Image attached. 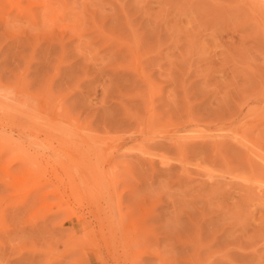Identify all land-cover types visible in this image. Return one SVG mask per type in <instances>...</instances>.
Instances as JSON below:
<instances>
[{"label": "rangeland", "instance_id": "1", "mask_svg": "<svg viewBox=\"0 0 264 264\" xmlns=\"http://www.w3.org/2000/svg\"><path fill=\"white\" fill-rule=\"evenodd\" d=\"M0 81V264H264V7L0 0Z\"/></svg>", "mask_w": 264, "mask_h": 264}, {"label": "bare ground", "instance_id": "2", "mask_svg": "<svg viewBox=\"0 0 264 264\" xmlns=\"http://www.w3.org/2000/svg\"><path fill=\"white\" fill-rule=\"evenodd\" d=\"M236 1H237V2H240V3H242V4H247V5H249V6H251V5H253V4H259L261 7H264V0H236ZM0 83H2V81H0ZM4 86H6V84H5ZM4 86H3V85H2V86L0 85V96H1V93H2L3 91H6V89H7L8 86H9V87H8L7 90H9V88H10V85H7L6 88H5ZM2 87H4V90H3ZM23 88H24V87H23ZM25 89H26V88H25ZM2 90H3V91H2ZM1 91H2V92H1ZM10 91H11V89H10ZM13 92H14V91H13ZM9 93H11V92H9ZM22 93H23V92H22ZM11 94L13 95V93H11ZM11 94H7V91H6V93L3 92L2 95H4V96H1V98H2V97H3V98H4V97L11 98V96H10V97L7 96V95H11ZM17 94H18V93H17ZM18 95H19V94H18ZM21 95H22V94H21ZM21 95H20V96H21ZM20 96H19V97H20ZM1 98H0V99H1ZM3 98H2V99H3ZM13 98H14V96H13ZM15 98H17V97H15ZM15 98H14V99H15ZM22 98H23V97H22ZM4 99H5V98H4ZM4 99H3V102H4ZM14 99H13V100H14ZM7 100H8V99H6V103L8 104V102H9L11 99H10L9 101H7ZM11 101H12V100H11ZM11 101H10V103H11ZM12 102H13V101H12ZM4 103H5V102H4ZM10 103H9V104H10ZM9 104H8V105H9ZM11 104H13V103H11ZM1 105H2V104H1ZM8 105H7V106H8ZM7 106L4 107L3 109L6 108V109L8 110ZM11 106H13V105H11ZM11 106H10V107L8 106V107L11 108ZM2 107H3V106H2ZM15 107H16V106H15ZM13 108H14V107H13ZM16 108H17V107H16ZM16 108H15V109H16ZM6 109H5V110H6ZM11 109H12V108H11ZM18 109H19V108H18ZM9 110H10V109H9ZM20 110H21V109H20ZM22 110H23V109H22ZM14 111H15V110H14ZM16 111H17V110H16ZM8 112H9V111H6V113H5V111L3 110V111L1 112V114H0V120H1L3 117L6 119V117H5L6 114H7V118H8V116H9V115H8ZM11 112H12V111H11ZM18 112H20V111H18ZM26 112H28V111H26ZM20 113H21V112H20ZM22 113H23V112H22ZM22 113H21V114H22ZM9 114H10V113H9ZM13 114L16 115L14 112H13ZM12 117H14V116H12ZM2 121H4V120H2ZM0 122H1V121H0ZM3 123H4V122H3ZM1 124H2V123H0V125H1ZM2 126H3V125H2ZM2 126H0V142H1L2 140H4V139H6V140H8L9 138L11 139V137H10V135H9V132L7 133L6 130H5L4 128H2ZM5 128H6V126H5ZM6 129H7V128H6ZM230 137H231V136H230ZM224 138H225V137H223V136L220 137V136L216 135V136L213 137V141H214L215 143H217V142H223V141H221V140H223ZM10 139H9V140H10ZM233 139H235V137H233V135H232V140H233ZM242 139H243V138H242ZM230 140H231V139H230ZM235 140H236V139H235ZM238 141H239V140H238ZM240 141H241V143H242V140H241V139H240ZM101 142H102V141H101ZM1 143H4V142H1ZM247 143H248V142H247ZM106 144H107V143H106ZM218 144H219V143H218ZM218 144H217V145H218ZM244 145H246V144H244ZM244 145H243V146H244ZM249 145H250V144H249ZM2 146H3V145H1V147H2ZM241 146H242V145H241ZM246 146H247V145H246ZM246 146H245V148H244V147H242V148H244L245 150H247V151L249 152L250 149L248 148V146H247V147H246ZM106 147H107V146H106ZM9 148H11V146H10V147H4V148H2V149L0 150V162H4V161H6L5 164H4L5 166L2 167V170L6 172L5 175H8V174L10 175V174H11V170H12L11 167H12L15 163H18V162L23 163V162H22V158H21L22 156L20 155V152L18 153V151H17V153H18L17 155H20V156H16V155L12 156V155H11L10 157H8V156H9ZM107 149H108V147H107ZM15 150H16V149H15ZM108 150H109V149H108ZM103 152H104V151H103ZM105 153H106V152H105ZM108 153H109V152H108ZM95 154L97 155V153H95ZM248 155H249V154H248ZM102 156H103V155H102ZM110 156H111V155H110ZM97 157H98V156H97ZM107 157H108V156H107ZM107 157H106V158H107ZM7 158H8V159H7ZM97 159H98V158H97ZM259 159H260V158H259ZM24 160H25V159H24ZM24 160H23V161H24ZM98 160H99V159H98ZM105 160H106V159H105ZM96 163H97V162H96ZM100 163H101V161H100ZM102 163H103V162H102ZM102 163H101V164H102ZM105 163H106V162H105ZM97 164H98V163H97ZM21 165H22V164H21ZM25 165H26V167H27V164H25ZM25 165H24V166H25ZM29 165H30V164H29ZM29 165H28V166H29ZM18 166H20V165H18ZM37 166H38V165H37ZM101 166H102V165H101ZM35 167H36V166H35ZM38 167H39V166H38ZM24 168H25V167H24ZM39 168H40V167H39ZM98 168H99V167H98ZM20 169H21V168H20ZM33 169H34V168H33ZM103 169H104V168H103ZM103 169H102V170H103ZM106 169H108V168H106ZM0 170H1V169H0ZM102 170H100V171H102ZM16 171H17V170H16ZM34 171H35V170H34ZM38 171H39V170H38ZM38 171H37V172H38ZM40 171L42 172L43 170H40ZM103 171H104V170H103ZM103 171H102V172H103ZM105 171H108V170H105ZM44 172H45V170H44ZM96 173H97V172H96ZM99 173H101V172H99ZM104 173H105V172H104ZM29 174H30V173H29ZM39 174H40V173H39ZM106 174H107V173H106ZM9 175H8V176H9ZM37 175H38V174H37ZM41 175H43V174H41ZM55 175H56V173H55ZM109 175H110V174H109ZM111 175H112V174H111ZM10 176H11V175H10ZM13 176H14V175H13ZM98 176H99V175H98ZM98 176H97V177H98ZM39 177H41V179H43L45 176H44V177H42V176H38V177H37V178H38L37 181H39ZM109 177H110V176H109ZM98 178H99V177H98ZM101 178H102V177L99 178V181L101 180ZM103 178H104V181H105V177H103ZM34 179H35V178H34ZM41 179H40V180H41ZM107 179H108V178H106V180H107ZM111 179H112V178H111ZM96 180H97V179H96ZM41 181H42V180H41ZM104 181L102 180V187L105 186V185L103 186V184H104L103 182H104ZM107 181L111 182L110 180H107ZM118 181H119V180H118ZM118 181L116 180L117 183H118ZM33 182H34V181H33ZM39 182H40V181H39ZM109 182H108V183H109ZM119 182H120V181H119ZM36 183H37V182H36ZM106 183H107V182H106ZM95 184H96V183H95ZM109 185H110V186H109L108 188L106 187L107 185L105 186V187L108 189V190H107V194H113L114 192H110V191H115L117 185H116L114 182H113V183H109ZM119 185H120V184H119ZM44 186H45V185H44ZM100 186H101V183H100ZM57 187H58V186H57ZM127 187H128V186H127ZM36 188H37V191H38V192H41V194H42V191H41V188H43V187H42V183H39V184L37 183ZM46 188H48V187H46ZM43 189H44V188H43ZM119 189H120V188H119ZM123 189H124V188H123ZM35 190H36V189H35ZM35 190H34V192H35ZM44 190H45V189H44ZM37 191H36V192H37ZM97 191H98V190H97ZM120 191H121V190H120ZM123 191H124V190H123ZM126 191H127V190H126ZM126 191H125V192H126ZM128 191H129V190H128ZM53 192H54V191H53ZM100 192H102V191H100ZM129 192H130V191H129ZM46 193H47V192H46ZM46 193H45V194H46ZM48 193H50V192H48ZM118 193H119V191H118ZM131 193H132V192H131ZM41 194H40V195H41ZM43 194H44V192H43ZM45 194H44V195H45ZM52 194H54V193H52ZM116 194H117V192H116ZM132 194H133V193H132ZM44 195H43V196H44ZM114 195H115V194H114ZM114 195H111V196L113 197L112 199L115 198ZM120 195H121V194L119 193L118 196H116V198L114 199L115 202L117 201L116 203L114 202V206H115V204H117L115 208H117V206H118V208H119V205H121V202L123 201V200L121 199V196H122V195H121V196H120ZM36 196H37V195H36ZM41 196H42V195H41ZM43 196H42V197H43ZM45 196H46V195H45ZM103 196H104V195H102L101 197L103 198ZM107 196H108V195H105L106 198H108ZM98 197H99V195H98ZM40 198H41V197H40ZM44 198H45V197H44ZM44 198H42V199H44ZM106 198L103 199V200H104V203L106 202V203H108V205H109V204H110V203H109V199H106ZM122 198H123V197H122ZM131 198H132V197H131ZM112 199H110V202H111ZM123 199H124V198H123ZM107 200H108V201H107ZM121 200H122V201H121ZM124 200L126 201V199H124ZM38 201H39V200H38ZM40 201H41V200H40ZM100 202H101V201H100ZM102 202H103V201H102ZM112 202H113V200H112ZM112 202H111V204H112ZM122 204H124V203H122ZM106 205H107V204H106ZM109 206H110V205H109ZM109 206H108V207H109ZM106 207H107V206H106ZM120 207H121V206H120ZM111 208H112V207H111ZM118 208H117V210H118ZM108 209H109V208H108ZM113 209H114V208H113ZM106 210H107V209H106ZM110 210H111V209H110ZM110 210H109V211H110ZM114 210H116V209H114ZM114 210H113L112 212H114ZM117 210L115 211V213H119V215H120L119 210H121V208H120L118 211H117ZM129 210H130V209H129ZM103 211H104V209H103ZM109 211L107 210V212H109ZM101 212H102V211H101ZM110 212H111V211H110ZM112 212H111V213H112ZM125 213H126V212H125ZM130 213H131V212H130ZM112 214H113V213H112ZM125 215H127V214H125ZM110 216H111V215H110ZM112 216H113V215H112ZM115 216H116V215L113 216L114 221H120V222H118V223H119V226H118V223H116L117 226H118V227L116 226L117 228L115 227V222L112 220V218H111V217H108V216L105 215L104 217H101V218L99 219V226H98L99 229H97V230H98V233L100 234L101 239H102V240L104 241V243L106 244V246H107V247H110V246H111V247H113V248L116 249V247H115L116 245H118V244H121V245L123 244V245H124V243H125L126 241L123 240V238H122L123 235H122V236H118L117 233H116V231H117L118 229H120L121 226L124 225V223H123V219H124L125 216H123V217H122V215H121V216H118L119 218H121L120 220H117V217H115ZM114 217H115V218H114ZM132 218H133V217H132ZM135 218H136V217H135ZM115 219H116V220H115ZM125 220H126V219H125ZM128 220H129V219H128ZM132 220H133V222H134V218H133ZM135 220L137 221V219H135ZM133 222L131 223V225L133 224ZM126 223H127V222H126ZM137 223H138V222H137ZM141 224H142V223H141ZM129 225H130V224H129ZM135 225H137V224L135 223ZM125 228H126V227H125ZM132 229H133V228H132ZM137 230H138V229H137ZM118 231H119V233H120V232H121V233H124V232H125V230H123V229H121V231H120V230H118ZM122 231H123V232H122ZM126 231H127V233L130 232V230L128 231V229H126ZM134 231H135V230H133V232H134ZM139 232H140V231H139ZM93 233H94V232H93ZM96 233H97V232H96ZM121 233H120V235H121ZM134 233H135V232H134ZM149 233H150V232H149ZM151 233H152V232H151ZM128 234H130V233H128ZM124 235H125V236L127 235L126 232H125ZM142 235H143V234H142ZM94 236H95V235H94ZM98 236H99V235H98ZM128 236H129V235H128ZM133 236H134V235H133ZM96 237H97V235H96ZM123 237H124V236H123ZM98 238H99V237H98ZM146 238H147V237H146ZM131 239H132V238H131ZM135 239H136V238H135ZM135 239H134V240H135ZM147 239H148V238H147ZM96 240H98V239H96ZM136 240H137V239H136ZM141 240H142V239H141ZM141 240L139 239L140 243H141ZM148 240H150V239H148ZM148 240H147V243H149L150 245H149V244H148V245L151 246V243H152V242L150 243ZM124 241H125V242H124ZM123 242H124V243H123ZM143 242L145 243L146 240H144ZM140 243H138V245H139ZM155 243H156V242H155ZM155 243H154V244H155ZM126 244H127V243H126ZM157 244H158V243H157ZM157 244H156V245H157ZM97 245H98V244H97ZM127 245H128V244H127ZM127 245H124V246H122V247H125V248H126ZM135 245H136V244H135ZM142 245H143V244H142ZM148 245H147V246H148ZM128 246H129V245H128ZM131 246H132V245H131ZM143 246L145 247V244H144ZM149 246H148V247H145V248H143V249H142V247L140 246V249H141V250L138 251V254H137V252H136L137 255L135 254L136 257H137V260H135L136 263L133 262V264H134V263H135V264H144L145 261H143V259H144L146 256H149V257H153V256H154V253H155L156 250H155V251L153 250V251H154V252H153V251H152V248H154V249H156V248L153 247V244H152V248L150 247L151 249L149 248ZM156 247H157V246H156ZM125 248H124V249H125ZM128 248H129V247H128ZM158 248H159V247H158ZM110 249H111V248H110ZM138 249H139V248H138ZM125 250H126V249H125ZM125 250H124V251H125ZM136 250H137V249H136ZM126 251H127V250H126ZM128 251H129V249H128ZM160 252H161V251H160ZM124 253H125V252H124ZM129 253H130V252H129ZM157 253H158V252H157ZM199 253H200V252H199ZM158 254H159V253H158ZM196 254H197V253H194V255H196ZM127 255H129V254H127ZM127 255H126V256H127ZM144 256H145V257H144ZM136 257H135V259H136ZM143 257H144V258H143ZM155 257H156V256H155ZM158 257H159L160 259L162 258L161 256H158ZM197 257H198V256H197ZM146 258H148V257H146ZM192 258H194V256H193ZM99 259H102V258H99ZM99 259H98V260H99ZM164 259H165V258H164ZM191 260H192V259H191ZM196 260H198V259H196ZM99 261H100V260H99ZM101 261H103V260H101ZM166 261H167V260H166ZM166 261L164 260V262H166ZM169 261H170V260H169ZM172 261H173V260H171V262H172ZM193 261H194V259H193ZM171 262H168V263L171 264ZM174 262H175V261H174ZM174 262H172V263H174ZM191 262H192V261H191ZM191 262H190V263H191ZM196 262L198 263V261H196ZM100 263H101V262H100ZM106 263H107V262H106ZM106 263L104 262V263H102V264H106ZM166 263H167V262H166ZM145 264H146V263H145ZM147 264H148V262H147ZM161 264H162V262H161ZM174 264H175V263H174ZM192 264H193V263H192ZM194 264H195V263H194Z\"/></svg>", "mask_w": 264, "mask_h": 264}]
</instances>
